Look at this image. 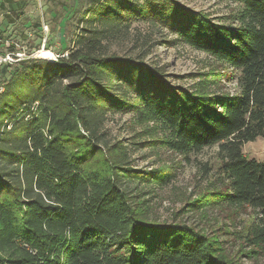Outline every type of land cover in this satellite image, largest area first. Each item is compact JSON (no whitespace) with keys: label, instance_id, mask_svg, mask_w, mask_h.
<instances>
[{"label":"trees","instance_id":"1","mask_svg":"<svg viewBox=\"0 0 264 264\" xmlns=\"http://www.w3.org/2000/svg\"><path fill=\"white\" fill-rule=\"evenodd\" d=\"M227 1L237 9L215 21L175 0H87L65 53L16 62L0 88V264H237L218 238L143 216L128 185L161 186L171 173L135 170L126 146L105 140L107 115L130 113L144 136L161 134L141 147L188 160L217 146V183L191 207L251 213L246 254L264 260V160L242 153L264 142V0ZM133 21L216 67L182 90L145 53H110Z\"/></svg>","mask_w":264,"mask_h":264},{"label":"rangeland","instance_id":"2","mask_svg":"<svg viewBox=\"0 0 264 264\" xmlns=\"http://www.w3.org/2000/svg\"><path fill=\"white\" fill-rule=\"evenodd\" d=\"M175 1L188 10L207 14L215 21L227 18L237 9L227 0ZM8 4L10 10L7 9ZM86 8L87 0H0V88L20 59L53 61L57 54L65 53L73 35L81 27ZM172 39L165 30L133 21L129 29L110 38L109 52L130 58L145 53L143 63L148 68L161 72L171 86L192 90L198 80L195 76L208 72L216 64L184 45H167L166 41ZM232 74L238 76L237 72ZM222 84L224 91L229 94L234 92V82L228 84L222 81ZM144 129L130 113L107 115L101 130L108 144L122 142L126 146L128 162L135 170L148 172L162 169L163 174L171 173L170 181L161 186L144 183L128 185L130 196L139 202L146 220L157 224L186 225L199 233L216 237L237 264H264L262 258L246 254L250 249L243 238L252 223L251 213L234 212L227 208L201 210L191 207L197 198L207 192L212 182L217 183V146L190 155L185 160L161 145L141 147V143L161 135L144 136ZM242 153L250 159L262 161L264 142L257 139L244 144Z\"/></svg>","mask_w":264,"mask_h":264}]
</instances>
